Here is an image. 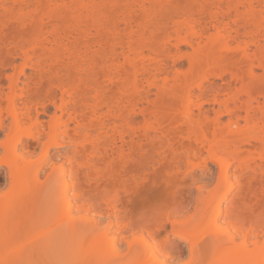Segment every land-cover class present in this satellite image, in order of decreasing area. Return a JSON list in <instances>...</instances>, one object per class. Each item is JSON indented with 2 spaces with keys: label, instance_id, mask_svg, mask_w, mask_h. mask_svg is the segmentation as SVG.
<instances>
[{
  "label": "bare ground",
  "instance_id": "6f19581e",
  "mask_svg": "<svg viewBox=\"0 0 264 264\" xmlns=\"http://www.w3.org/2000/svg\"><path fill=\"white\" fill-rule=\"evenodd\" d=\"M184 1L187 6L198 4L203 10L201 16L194 17L192 10L184 9L179 0H109L108 3L106 0H0V34H4L11 23L22 30H29L26 36L31 34V39L27 36V40L23 37L25 39L3 44L6 45L3 51L22 57L24 63L17 68L18 74L9 78V93L0 85V114L6 105L14 130H21L29 123L43 124L41 115L48 116L51 110L45 105L46 97L39 102L37 97L27 94V87L34 84L51 89H46L49 91L46 100L55 105L54 117L49 123V134L55 135L54 145L59 148L67 139L68 142L73 141V145L78 147L75 148L87 155L84 161L76 160L84 172L85 181L99 187L107 176L115 172V162L122 165L128 161L133 163L130 160L136 154L147 158V148L151 146V149L156 144L160 149V146L167 147L174 152L171 162L174 166H181H175L177 170L183 166V158L178 151L191 154L189 160L207 152L211 162L220 167L222 183H229L232 176L245 175L246 171L253 173L249 174V179L259 177L261 180L263 176L264 180V89L262 94L256 93L262 88L258 84L264 81V73L260 72H264V0ZM230 56H237L235 61L241 60L243 73L219 67L220 70H207ZM182 60H186L188 65ZM27 67L32 72L28 73ZM20 84L24 88L17 94ZM153 94L156 99H153ZM161 98L169 99V102L178 101V105L175 102L168 105L167 101L165 104L172 107L171 110L166 108L167 112L160 113L158 104L161 103L158 102ZM179 101L183 102V107ZM211 104L218 105V110H214ZM174 106L181 109L175 110ZM140 116L143 124H139ZM167 132L183 139L177 141V149L170 135L166 140L167 135L164 134ZM18 143L10 147L13 160L9 164L14 184L24 188L22 192H25H20L22 195L18 193L19 201L16 196L14 207L17 209L22 205L23 197L31 186L29 180L33 177L28 166L30 163L24 155L18 154ZM126 146L134 154L127 155ZM143 146L147 147L146 150ZM55 164L49 179L55 172ZM106 171L108 174L105 175ZM134 173L124 182L131 183L129 181L133 179L137 184L146 179L144 174ZM36 176L38 179L39 174ZM76 177L73 176L74 179ZM60 183L61 203L69 209L66 221L69 233L76 236L81 230L89 233L94 258L96 256L97 262L104 260L107 258L103 251L104 241L98 234V229L104 228L103 223L98 220L99 216L92 218V210L88 211V205L83 204L80 190L72 189L74 186H70L66 175L61 176ZM231 188L230 184L227 192ZM239 189L234 203L222 211L225 224H215L211 231L207 229L208 237L204 232L206 229L197 232H204L203 238L207 237L199 247L201 255L199 250L196 251L198 245L192 246L195 251L191 253L198 252L200 264H257L262 259V219L257 216L256 222L249 226L243 223L238 208L240 203L245 205L250 196L241 187ZM71 190L74 191V201L82 203L77 210L79 216L72 211ZM261 190L264 194V187ZM261 194H250L255 199L250 207L253 216L257 212L264 214V211H259L264 208V196ZM118 198L108 202L111 224L119 221ZM219 204L214 210L212 208L216 214L221 213ZM14 207H10V211H15ZM111 224L106 226L109 231ZM63 225L65 223L55 230ZM239 233L245 237L242 243H238ZM253 238L256 241L254 246ZM135 246L131 244L130 248ZM152 249L153 246L148 245L141 249V253L138 250L139 256H153ZM119 251L115 241L111 258L119 261ZM19 252L16 255L22 257L18 258V264L21 260L20 263L25 264V256L31 254L24 249ZM142 263H145L144 258Z\"/></svg>",
  "mask_w": 264,
  "mask_h": 264
},
{
  "label": "rangeland",
  "instance_id": "374dc122",
  "mask_svg": "<svg viewBox=\"0 0 264 264\" xmlns=\"http://www.w3.org/2000/svg\"><path fill=\"white\" fill-rule=\"evenodd\" d=\"M179 1L183 4L185 3L184 0ZM108 2L109 0H106V3ZM183 4L181 6L184 7V9L188 8V10H192V13L195 15L194 17L196 18L200 17L203 13L202 8L199 7L198 4L190 3V6L184 4L187 7L183 6ZM114 12L115 11H113L112 13L115 15ZM10 25L11 26L8 27V30H5L4 34H0V85L3 87V90L6 93L10 92L9 78L15 76V74H18L16 73L18 71L17 68L19 69V67L23 65L24 60L22 59V57H18L17 55H15L17 57H14L9 53L7 54V51L5 49L3 51L2 48L6 47V45L3 44L8 41H18L23 37H25L27 40V36L29 37L31 35L30 34L26 36V33H30L29 30H22V28L17 24L11 23ZM231 56L227 57L221 62L218 61L220 62L219 64L216 63L212 67L207 68V70H217L216 68L219 67L222 69L228 68L229 70L243 73L244 66L241 60L236 59L235 61V58L237 56H233V58ZM182 61L184 62V64L187 62L186 60ZM237 63H242V65H236ZM186 64L188 65V63ZM187 65L185 70L188 69ZM27 71L28 73H30L32 72V69H29L27 67ZM260 72H262V74L264 73L262 70H260ZM228 77H230V74L228 75ZM217 81H220L219 83H221V80L217 79ZM260 83H262L258 84V87H262L261 89H259L260 91L256 89L258 87L257 85H255V89L258 90L256 91L257 94H262V92L264 91V81L262 80V82ZM30 86V88L27 87V94L30 95V97H37L38 101L40 99L42 100V98L44 97H46V99L48 98L47 95H49L48 92L51 89L43 86V88L37 87L34 84H31ZM23 88L24 85L20 84V87L17 90V94H20ZM46 89H48L49 91L47 90L48 92H46ZM261 90L263 91L261 92ZM58 93L60 94V92ZM152 96L153 99L157 98L155 94H153ZM166 97L170 98L169 96ZM162 98L159 100L163 102L157 101L158 103H161L158 104L160 113H165L167 112L165 111L166 108L167 110L170 108L166 104L169 105V103H171L172 106V102H175V104L177 103L178 105V101L176 102L171 100V102H169V99L167 100L164 98V100H162ZM46 99L45 101L47 102L45 103V105H48L49 109L51 110L48 116L44 114V116L41 115V118L44 120L43 121L41 119L43 121V124L38 123L41 126L36 125V123H29L24 125L21 130H14L12 126V119L8 112L9 109L6 105L4 107L5 109H3L2 114H0V264H18V261L22 256L19 257V255L16 254H20L21 252L19 251L23 249L24 251H27L29 252V254H31L30 256H25V264H99V261H96V256L94 258L92 254L94 252V248L92 244L93 242L90 241L92 240V238L89 239V233L81 230L77 234V236L76 234H74L75 237L72 233H69L70 231L68 230V224H66V221L69 218V216H67V211H69V209H66L65 205L62 204L60 200V187H62L60 186V182L62 175L67 176V180L71 184L70 186H74L72 188L74 189V191L76 188L80 190L81 195H83V204L88 205V211L92 210V218L99 216L98 220L103 223L104 227L111 224L109 218L110 210L108 208V202L110 200L116 199V197L119 196L118 199L120 201V211L118 213V220H125V222L132 229L131 240L128 239V235H124L122 239L116 240V243L120 249L119 252L121 256L119 254V261L121 262V264H140L142 258H144L145 260V263L142 264H149V262L155 259V257L142 256L141 258V256H139L140 254L138 253V250L140 248L143 249L148 245L154 247V243L156 240L167 237L168 230H174L177 235L186 236L192 241L191 245L186 244L183 241L179 242V244L182 246V251L179 258L182 260L190 261L191 264H200L199 256L201 255L200 248L202 247V240L209 236L208 233H206L208 232L207 229H210L211 231L214 228L213 226L215 224H225L222 211L225 210L226 207H229V205H231V202L234 203L233 200L237 198L236 194L239 192L240 187L241 190H244V193H249L247 196H250L248 197L250 199L247 200L246 204L243 205V203H240V208H238V212L243 223L249 226L250 224L256 222L257 216H260L261 219L264 218V214L262 215L259 212H257L256 215L253 216L252 208H250L254 205L255 202V199L252 198L251 195L255 193L259 195V193H262L261 189H263L264 187H261V182L264 185V180L262 179L263 176L260 174L262 176H260L262 181L259 177V179L256 177L257 175H255L257 179L254 178L255 180H251L252 178L250 177L251 179H249V174L253 173L246 171V173L244 172L245 175L234 174L235 176L231 177V179L228 181L229 183H226L227 181H223L222 183L220 167L219 165L211 162L207 152H204V155H202L201 157H196L197 155H195L194 157L192 155L194 159L192 158L191 160H189L191 154H182L181 151H178L177 153H179L183 158V162H181L183 166L182 169L177 170L178 168L176 169L175 167L177 165L174 166L171 162V158L174 157L172 154L174 152L172 150L169 151L167 147L162 148V146H160V149L159 146H156L157 144L154 145L156 146V149L154 148V146H152V148L150 149L151 146L149 147L148 144L147 147L149 148L143 146L144 149L146 147L149 150V154L145 151L148 155L147 158L145 157L146 154L143 150L145 155L142 152L140 153L144 155V159L141 155L140 156L142 158L139 156V154H136L132 159L134 161L130 160V162L133 163H129L128 161V165H122L119 162H115L116 164H113L115 168H113V171L115 170V172H110L112 175H110L109 173L110 177L107 176V178L109 179H104L100 184V187L99 185H96L94 183L88 184L85 181L83 170L79 168L80 166H77L76 161L86 160L87 155H85V153H82L81 149H76L78 147L74 146L75 144L73 145L74 142H68L69 139L67 138H65L67 139V141L65 140L66 142L62 143L61 141V143L63 144L60 145L61 147L58 146L59 148H56V146L54 145V141L56 140L53 137L55 135L51 136L49 134V123L52 122V118L54 117L55 105H53V103L51 104L50 100L48 101ZM165 102L167 103L165 104ZM179 103H181V101H179ZM182 103L180 107H183ZM214 105L211 104V107L215 108L214 110H218V105ZM171 108L169 110H171ZM173 109H175V106L173 107ZM176 109L181 108L177 106ZM213 114L214 113L212 110V115ZM139 120V124H143V118L141 120V116L139 117ZM224 120L226 121L227 118L224 117ZM155 126H157V124H155ZM169 133L167 132L166 134H164L167 135V138L164 135L163 136L166 138V140H168V138H170L171 136L172 140H169L172 141L174 146L176 145L175 148L178 147L176 143H178L179 141H183V139L178 135L176 136V134L170 135ZM172 137H174V139ZM62 138H64V136H62ZM18 139H20V143H18ZM175 140L176 142L174 143L173 141ZM143 142L144 139L142 143ZM166 142L163 143L165 144ZM16 143H18L20 146L18 149V154L24 155L27 162L30 163V165L28 166L31 169V176H33L30 178L31 181L29 180V184L31 183V186L28 184L30 188L29 191L27 188L28 185L26 187L28 192L26 191L27 193L24 195L25 197H23V203L21 202L22 205L19 207V202L17 203V207H19L18 209L14 207V204H16L15 201L17 200V198L19 201L18 193L22 192L24 188H18L16 183L14 184L9 169V164L10 162L12 163L13 160L11 156L13 155L11 153V148L12 145ZM145 143L146 140L143 144ZM7 149L9 151H7ZM129 149L130 148L126 146L127 155H129V153H132L128 151ZM230 159L232 160V158ZM53 163L55 164V172L49 179V174H51L52 172ZM145 163L148 164V166ZM143 164L147 166V172V168H145L144 171ZM75 171L77 172L75 173ZM133 172H135L134 174L136 175L137 173H139L141 176L142 174H144L143 177H145L146 179H142L141 181L139 180L140 183L138 182V185L136 184V182L132 181L133 179L129 181L131 183H128L126 181L124 182V180L126 179L127 181L129 180L126 177H129L131 174H133ZM37 173L39 174L38 179L36 178ZM104 174H108L107 171ZM139 174L138 176H140ZM75 175L77 177L74 179L73 176L75 177ZM111 176L113 177L111 178ZM122 176L125 179L122 178ZM117 177L122 179L119 180ZM241 182L242 185L244 183L243 186L241 185ZM230 184L231 186H233V188H231L232 190L230 191L228 190V192H230L228 193L227 189L228 187L230 189ZM74 191L71 190L70 193L71 199L73 198L72 211L75 216H79L77 210L78 207L82 206V203L79 204L74 201ZM22 193L20 194L22 195ZM261 195L264 196V194ZM262 198L264 199V197ZM218 203H220L219 206H221V213L216 214L212 211V208L214 210L216 205L218 206ZM8 204H10L11 206L9 205L8 207ZM5 206L8 208H6ZM12 206L16 208V212L13 210L10 211L9 208ZM237 206L238 205H236V207ZM253 208L257 209L256 206H254ZM12 211L14 213H12ZM259 211H264V208L259 209ZM64 214L66 217H64ZM62 223H65V225H63V227L59 228L58 230H55V228ZM111 225V232L115 234V225L117 224L113 223ZM65 230L68 234L65 232ZM201 230H205L204 232L206 233L207 237L203 238L204 232H199L200 234L197 233ZM81 233H83L84 235L82 236ZM239 234L240 236H243L241 235V233ZM70 239L73 242H71ZM240 242L241 240L238 239V243ZM69 244L71 247L69 246ZM131 244H135L136 246L131 249ZM193 245L195 247L198 245V249L196 251L199 250L200 255L198 254V252H196L195 254L191 253V248ZM67 246L68 250L66 249ZM75 247H78V249L76 250ZM141 249L139 250L140 253ZM67 251H69V253ZM75 251L79 252V254ZM88 254L93 257V259ZM20 262L19 264H23Z\"/></svg>",
  "mask_w": 264,
  "mask_h": 264
},
{
  "label": "snow or ice",
  "instance_id": "6c2138e0",
  "mask_svg": "<svg viewBox=\"0 0 264 264\" xmlns=\"http://www.w3.org/2000/svg\"><path fill=\"white\" fill-rule=\"evenodd\" d=\"M115 228V234L109 231L107 227L98 229V234L102 236L104 241L103 251H105L107 257L100 261L99 264H121L120 261L111 258V251L114 250V242L117 239H122L124 235H128L129 240L132 239V229L125 220H120L118 224L115 225ZM261 231L264 232V219L261 221ZM238 239L243 241L245 237L239 236ZM180 241L189 245L192 244V241L188 237L177 235L174 230H168L167 237L155 241L152 249V254L155 259L151 260L149 264H191L190 261L179 258L182 251V246L179 244ZM255 243V238H253L252 246H254ZM191 251H195V247H192ZM260 254L262 259L257 262V264H264V243L261 244Z\"/></svg>",
  "mask_w": 264,
  "mask_h": 264
}]
</instances>
